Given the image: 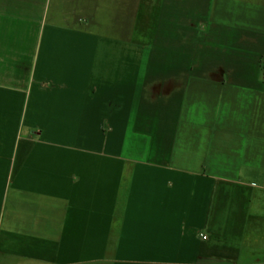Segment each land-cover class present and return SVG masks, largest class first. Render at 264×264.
Listing matches in <instances>:
<instances>
[{"label": "crops", "instance_id": "crops-1", "mask_svg": "<svg viewBox=\"0 0 264 264\" xmlns=\"http://www.w3.org/2000/svg\"><path fill=\"white\" fill-rule=\"evenodd\" d=\"M0 264H264V0H0Z\"/></svg>", "mask_w": 264, "mask_h": 264}, {"label": "flooded vegetation", "instance_id": "flooded-vegetation-1", "mask_svg": "<svg viewBox=\"0 0 264 264\" xmlns=\"http://www.w3.org/2000/svg\"><path fill=\"white\" fill-rule=\"evenodd\" d=\"M205 236H206V237H205ZM205 236H204L205 238H207V237H208L207 235H205Z\"/></svg>", "mask_w": 264, "mask_h": 264}, {"label": "rangeland", "instance_id": "rangeland-1", "mask_svg": "<svg viewBox=\"0 0 264 264\" xmlns=\"http://www.w3.org/2000/svg\"><path fill=\"white\" fill-rule=\"evenodd\" d=\"M32 13H34V11L31 10Z\"/></svg>", "mask_w": 264, "mask_h": 264}, {"label": "built area", "instance_id": "built-area-1", "mask_svg": "<svg viewBox=\"0 0 264 264\" xmlns=\"http://www.w3.org/2000/svg\"><path fill=\"white\" fill-rule=\"evenodd\" d=\"M206 237V236H205Z\"/></svg>", "mask_w": 264, "mask_h": 264}]
</instances>
